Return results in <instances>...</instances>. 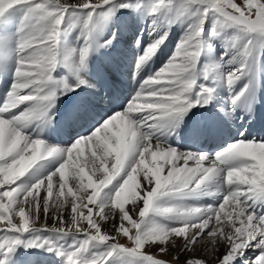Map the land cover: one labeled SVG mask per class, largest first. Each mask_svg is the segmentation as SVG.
<instances>
[{
  "label": "snow or ice",
  "instance_id": "snow-or-ice-1",
  "mask_svg": "<svg viewBox=\"0 0 264 264\" xmlns=\"http://www.w3.org/2000/svg\"><path fill=\"white\" fill-rule=\"evenodd\" d=\"M19 6L27 14L18 32L0 33V69L13 74L0 105V264H9L19 246H47L65 256L66 264H264V214L256 213L257 207L264 209V140L237 139L209 159L178 152L157 137L191 108L208 105L217 81L232 87L254 70L253 52L264 50V0H153L152 15L190 19L188 34L126 110L67 149L47 146L24 129L50 120L59 95L86 85L79 72L91 53L90 26L97 9L131 4L0 0V19ZM209 18L212 35L235 48V55L199 70ZM66 22L69 30L82 26L85 41L73 69L76 84L54 76ZM166 39L165 34L149 46L137 66ZM225 64L236 66L221 71ZM200 77L211 79L213 86L198 83ZM247 90L245 85L232 104ZM49 158L58 161L54 170L31 185L18 183L38 164L44 168L40 162ZM213 185L223 191L218 205L183 203L212 194ZM151 213L165 223L147 227ZM29 232L51 235L24 240ZM70 235L79 239L65 251L59 241ZM249 249L254 255L241 262Z\"/></svg>",
  "mask_w": 264,
  "mask_h": 264
},
{
  "label": "bare ground",
  "instance_id": "bare-ground-1",
  "mask_svg": "<svg viewBox=\"0 0 264 264\" xmlns=\"http://www.w3.org/2000/svg\"><path fill=\"white\" fill-rule=\"evenodd\" d=\"M151 6L144 3L141 10L134 6L135 10L132 13L120 14V18H115L99 32L91 33L89 39L91 53L86 67L79 72V77L87 82L86 85L80 86L75 92L70 91L66 95H59L54 107L50 110L51 119L43 123L30 124L24 129L26 135L43 140L47 146L67 149L78 138L86 137L95 128L102 126V123L112 115L126 110L127 105L140 91L143 82L165 67L175 55L179 43L186 36V24H180V28L177 26L173 33L171 32L172 39L177 36V40H167L162 45L160 44V48L155 50L150 59L138 67V58L151 46V41L155 40V36L143 33L151 10L148 14L147 12ZM26 14L27 10L23 6L9 10L5 17L0 19V33L15 35L22 26ZM204 37L205 35L203 42L205 52H207L208 40ZM211 39L214 40L212 37ZM60 40V64L54 76L58 81L67 79L70 84H76L78 81L73 69L78 62L79 51L74 52L72 46L79 44L82 47L85 43L84 38H80L77 33L70 34L64 31ZM106 41H111V43H106ZM217 41L223 43L222 40ZM209 51L211 55L208 56L212 57L213 63L220 62L221 56L226 62L235 55V49L229 46L224 47L222 52L215 51L210 46ZM203 56L204 54L200 57L199 70L202 69ZM205 57L202 60H205ZM253 61L255 62L254 70L234 86H229V92L215 93L208 105L191 108L178 123L157 133L159 140L177 149L178 152L205 154L209 159L214 158L217 153L235 141L237 135V139L264 140V54L262 53L259 58L254 55L249 62ZM235 66L225 64L227 69L221 71L230 70ZM0 70V105H2L13 82V74L11 69ZM198 83L210 86L213 84L204 80L203 77L199 78ZM253 84L256 85L259 95L257 109L251 112L241 109L239 104L244 97L233 105L232 98L245 85ZM29 106L24 105L21 108ZM60 119L61 121L56 123ZM52 125L54 129L51 130ZM193 129H198L199 134L193 135ZM40 163H43L45 167L40 168L38 164L25 175L27 177L22 178L18 183L31 185L37 179L49 174L58 165V161L54 158ZM119 179V177L116 178V180ZM111 187L112 185H109V188ZM107 191L108 189H105V192ZM209 192L212 194L191 197L183 203L191 206L218 205L222 201L223 191L217 192L216 186L213 185L209 188ZM256 213L264 214V209L257 207ZM147 219L151 226L156 223H165L162 217L154 213H151ZM38 233L29 234L28 240L34 239ZM77 239L78 237L70 236L65 251L70 249ZM253 255L254 251L249 249L241 258V262L242 259ZM37 262L38 264H66V257L49 251L47 246L41 249L25 247L19 257L13 256L9 260V264H37Z\"/></svg>",
  "mask_w": 264,
  "mask_h": 264
},
{
  "label": "rangeland",
  "instance_id": "rangeland-1",
  "mask_svg": "<svg viewBox=\"0 0 264 264\" xmlns=\"http://www.w3.org/2000/svg\"><path fill=\"white\" fill-rule=\"evenodd\" d=\"M121 3H130L131 7H125V8L117 7L114 11L111 8V6H109L107 8L97 9V11L95 13L94 21H93L92 25L90 26V37H91L92 32H94V31L99 32L104 26H106V24L112 22V20H115V18L117 19L120 14L132 13V11L135 10L134 9L135 7L139 8L141 10V9H143L142 7H143L144 3H147L151 6L153 3V0H151V1L150 0H115L116 5H119ZM150 10H151V8H149V11L147 12V14L150 12ZM109 13H111V14H109ZM124 17H126V16H124ZM147 20L148 21L146 23V28L143 29V33L145 35H148V36H155V40L151 41L150 45H152L153 43L158 41L161 37L165 36V34L167 36L168 35L169 36L167 37L166 40H164L163 43H165V41H167V40H172V41L177 40V38H178L177 36L176 37L174 36L172 39V33L177 26H179V28H180V24H186L187 28H185V31H186V35H187L189 30H190L189 25L192 23V21L190 19H186V18L176 19L174 17L163 16L160 14L152 15L151 13L149 15V18H147ZM174 20H176V22H178L179 24H177ZM212 30H213V21L211 18H209L208 23L205 26V30H204L205 37L204 38L208 40V46H209V41H210V46L215 51L222 52L224 47H226L227 45L224 42L223 43L218 42L217 41L218 39L212 35ZM65 32L70 33V34L71 33H77L80 38H83L82 26L78 25L77 27H74V28L69 30L67 28V22H66ZM234 34H235L234 30H229L230 36L234 35ZM211 37L214 38V40H212ZM219 40H221V39H219ZM161 45H159L158 48H160ZM80 48L81 47L79 46V44H78V46L77 45L72 46V50L74 52L79 51ZM262 53L264 54V50L254 51L253 56L256 55V58H259ZM208 55H211V52L209 51V47H207V52L204 53V56L202 59H204L205 56H207V57H205V60L201 59V67H202L201 70H203L208 65L214 64L212 61V57H210ZM224 69L226 70L227 68L224 67ZM208 81L210 83H213L211 79H209ZM211 86H213V84ZM228 87L229 86L227 84H225V82H223V80L217 81L215 84V88H216L215 93H219V92H223V91L229 92ZM257 92L258 91H257V87L255 84L248 85V90H247V92L243 98V101L239 104V107L246 112H251V111L256 110L258 105H259V95L257 94ZM237 138H238V135L236 136L235 140H237ZM25 177H27V176H25ZM25 177H23V179ZM146 226L151 227V224H149L148 219H147V225ZM31 233H33V232L25 233L23 235V239L28 240L29 234H31ZM0 235H2V234H0ZM50 235L51 234L48 232H43V233L39 232L38 235L34 236V238H37V237L42 238V237L50 236ZM70 236H68L66 239H64L62 241H59L60 247L63 248L64 250H66L65 246H67V243L70 239ZM78 239H79V237H78ZM24 248H25V246L17 247L15 252L11 254L10 258L13 256L19 257V254H21V251H23ZM41 248H43V247H40L37 249H41ZM53 252L57 253V251H55V250H53ZM10 258H9V260H10ZM244 259H246V258H244ZM244 259H242V261Z\"/></svg>",
  "mask_w": 264,
  "mask_h": 264
}]
</instances>
